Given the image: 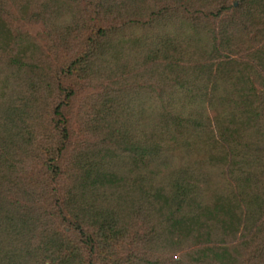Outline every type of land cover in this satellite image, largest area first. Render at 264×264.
I'll use <instances>...</instances> for the list:
<instances>
[{
    "label": "trees",
    "instance_id": "obj_1",
    "mask_svg": "<svg viewBox=\"0 0 264 264\" xmlns=\"http://www.w3.org/2000/svg\"><path fill=\"white\" fill-rule=\"evenodd\" d=\"M0 264H264V0H0Z\"/></svg>",
    "mask_w": 264,
    "mask_h": 264
},
{
    "label": "rangeland",
    "instance_id": "obj_2",
    "mask_svg": "<svg viewBox=\"0 0 264 264\" xmlns=\"http://www.w3.org/2000/svg\"><path fill=\"white\" fill-rule=\"evenodd\" d=\"M11 31L13 33H15L16 31L18 32H22V33H27L31 36H37V34H40L41 32V26L40 25H28V24H23L21 21H14L11 24ZM92 91H85L83 93H81L80 95H77V97L75 98V100H73L72 106H71V112L75 111V108L78 104L79 99L81 98V96L86 95L87 93H90Z\"/></svg>",
    "mask_w": 264,
    "mask_h": 264
}]
</instances>
